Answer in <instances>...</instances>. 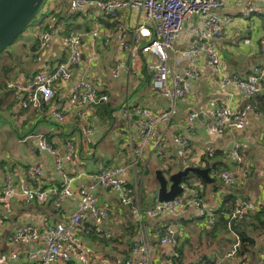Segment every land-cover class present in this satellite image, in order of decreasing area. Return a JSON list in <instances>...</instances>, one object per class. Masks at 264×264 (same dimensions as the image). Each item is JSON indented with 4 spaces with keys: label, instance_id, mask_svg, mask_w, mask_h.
I'll use <instances>...</instances> for the list:
<instances>
[{
    "label": "crops",
    "instance_id": "1",
    "mask_svg": "<svg viewBox=\"0 0 264 264\" xmlns=\"http://www.w3.org/2000/svg\"><path fill=\"white\" fill-rule=\"evenodd\" d=\"M49 1L50 11L55 10L58 15H63L62 13L69 10L67 0ZM224 1V6L217 9V12L232 16L234 21L226 27L219 42L221 47L220 61L223 69L227 72H236L242 76H247L264 56V51L261 50L259 44L260 37L264 36L263 1ZM249 1L253 2L256 9L244 19V8ZM93 13L92 10L84 11L90 21L88 29L79 28L75 30L81 34L82 54L80 62L75 67L74 75L70 80L55 85L53 98L42 105L39 104L33 115H30L32 112L30 109L20 112L22 108H20L17 100L11 110H0V175L9 170L14 181H24L29 184L39 182L43 187L50 190L58 185V176L54 171V157L52 154L38 149V135L45 137L61 152L65 150L67 140L76 143V154L72 160L65 162L66 168L70 170L82 169L95 172L101 167L128 160L129 151L125 145V149H116L109 158H105L106 162L99 161L98 166L95 167L99 159H104L101 154L103 148L98 150L97 147L103 140L104 133H108L112 123H115L114 111L116 109L112 112L113 118H109L105 111L97 112L102 108L87 115L88 120L94 123V132L89 143L85 142L82 137L84 123L82 120L80 125V118L77 115L79 107H75L66 113L64 123H57L51 117V109L63 102L65 95L71 91L80 78L84 77L91 80L99 91L108 93L109 104L119 106L116 111L117 118L123 124L122 131L126 137V142L127 128L129 130H135V128L127 125L122 117L121 107L124 103L147 105L153 109H162L167 105V100L160 97L154 90H151L148 95L155 97V100L147 102L143 96L141 83L146 80L147 74L149 75L148 83H151L150 74L146 68L142 67L139 75L133 77H128L125 74L113 77L110 74L109 66L115 58L117 46L112 25L109 26L108 24V22L113 21L109 17L100 14L96 16ZM141 15H143L142 12L133 7L121 9L118 13L117 19L124 21L127 25L126 38L131 37L132 27L136 21L141 20ZM47 16L45 15L42 22L37 25L38 29L32 31L33 36L34 33L38 36L44 29L48 20ZM61 17L64 19V16ZM190 28L191 24L186 25L183 32L175 40V51L169 53L171 65L177 72L182 71L185 65V60L180 59L177 51L187 48L194 39ZM63 33L60 32L59 35L53 37L45 47H41L38 43L35 50L32 46L34 38L31 36V40H25L22 43L25 55L17 56L21 62L15 67L14 76L10 78L24 80L38 70H51L59 60L66 56V49L61 42V34ZM106 36H110L107 42ZM223 49H225V53ZM121 52L123 57L128 55L126 51ZM223 59H226L228 63ZM199 65L204 76L218 79V75L207 65L205 56L200 57ZM199 80L191 81L190 89L186 96L180 100L178 107L176 106V113L172 120L169 123L157 125L158 131L163 134V153L168 161V167L173 160H181L184 159L183 157L194 159L198 163L207 149L213 148L222 151V149L233 146L236 141H240L244 161L249 164L252 171L239 173L238 180L234 184L224 182L217 172L215 183L212 184L211 182L202 187L203 201L213 213L220 207L227 194L234 198V202L241 199L264 202V174L261 172L264 166V116L250 114L249 122L244 127H229L221 134H210L206 129L210 111L216 105L227 101V95L225 91L212 85L209 81ZM199 82H203V84ZM205 86H207L206 89H204ZM243 102L244 99L241 94L235 92L231 99L232 105L240 107ZM190 109L197 110L200 117L197 116L193 127L188 129L185 124V115ZM175 134L185 136L189 140L190 147L186 156L179 152L178 145L173 141ZM151 150V147L146 148L147 155L143 160L144 162H141L135 169L136 175L141 179L142 205H144V191L149 193L147 199L150 203L157 198V187L143 183L145 174L149 173L155 178V170L161 168L160 159ZM193 150L194 152L191 154ZM219 157L225 164H228L227 169L236 165L231 156L221 152ZM30 163H40L42 166L43 172L38 180H33L26 174L25 169ZM129 179L131 182L133 175H130ZM90 181L91 178L87 177L79 180L78 183H89ZM98 195L99 202L109 209V221L106 226L108 234L103 235L92 230L87 231L86 229L89 228L91 222L88 221V218L84 219L76 232L77 246L70 261L58 260L56 264H115V258L118 255L122 256V253L128 249L125 240L131 231L134 230L133 240L136 238L139 225L134 211L127 205L120 203L118 195L113 191L98 189ZM47 196L49 197L42 202L27 201L15 197L11 201V211L4 212L0 216V264H34L35 258H32L29 253L38 247V243L34 240L13 242L11 234L15 227L21 224L41 225L45 220L50 222L64 220L77 204V195L67 198L60 205L53 202L52 190ZM144 223L148 230L150 242L154 243V264H169V261L166 260L169 258L163 257L161 249L168 250L170 245L158 243L159 229L167 224L173 225L180 240H184L183 252L186 259L193 260L202 255L206 256L202 264H211L215 259L222 257L234 238V233L230 234L228 239H225L227 234L222 232L218 236L207 235L204 231L207 227L204 218L198 216L193 208H186L175 214H167L157 218H146ZM262 229L261 227L254 229V226L251 229L255 238L253 248L255 252L252 250V253L243 255L236 253L227 255L219 264H249L256 257L259 260L257 262L255 260V264H263L264 257L261 256V251L264 248V229ZM12 252L17 253L16 260L12 259Z\"/></svg>",
    "mask_w": 264,
    "mask_h": 264
},
{
    "label": "built area",
    "instance_id": "2",
    "mask_svg": "<svg viewBox=\"0 0 264 264\" xmlns=\"http://www.w3.org/2000/svg\"><path fill=\"white\" fill-rule=\"evenodd\" d=\"M70 11L92 10L97 14L109 17L113 21L112 31L117 46L115 58L109 66L113 77L125 74L128 77L138 76L142 67L150 74L153 90L167 100L162 109H153L147 105L124 103L121 107L123 119L127 125L126 147L129 151L127 161L101 167L95 172L82 169H67L65 162L72 160L77 152L76 143L72 140L65 142V150L59 151L42 135H38L37 147L54 157V171L58 176V185L53 187V202L60 205L67 198L77 195L76 207L64 220L54 222L43 221L41 225L21 224L13 230V242L34 240L38 243L35 250L29 255L35 258L34 264H56L60 261H70L77 246L76 232L84 219L88 218L91 225L86 230L107 235L109 209L99 202L98 189L113 191L118 195L120 203L127 205L135 213L139 232L133 240L126 257L118 255L115 264H154L153 247L144 219L157 218L167 214H175L186 208H193L198 216L204 218L208 226L214 222L213 211L204 203L200 188L183 185V190L169 200L157 198L147 207L141 201V179L135 173L136 167L144 162L146 148L160 159V167L168 170V161L164 157L163 134L158 131L157 125L169 123L176 113V101L186 96L192 80L205 79L212 85L225 91L227 101H224L210 111V118L206 122V129L210 134H221L229 127L242 128L249 122V115L264 116V107L252 102L250 98L264 92V56L253 67L247 76L239 73H229L223 69L221 47L219 42L225 29L231 25L234 18L227 14H220L217 9L224 6V0H67ZM262 10L264 12V0ZM50 4V1L47 0ZM133 7L142 12L141 20L132 27L131 37H125L127 25L117 19L121 9ZM256 6L249 1L244 8V19L249 17ZM92 13V12H91ZM46 26L39 33V45L47 46L53 37L60 34L64 19L55 10L48 14ZM191 24V34L194 36L191 44L177 53L180 59L185 60L182 71L177 72L171 65L169 53L175 51V40L183 32L186 25ZM110 36H106V42ZM81 34L70 30L61 34V42L66 49L65 58L59 60L51 70H38L27 79H7L8 88L14 91L20 108L30 104L38 106L40 101H50L56 84L70 80L76 65L81 60ZM260 48L264 51V36L259 39ZM121 51L128 52L126 57ZM205 56L207 65L218 75L215 80L206 77L199 65L201 56ZM235 92L241 94L244 102L240 107H234L231 99ZM64 97L63 102L51 109V117L57 123H64L65 115L71 109L79 107L78 117L84 123L82 137L85 142H91L94 132V123L87 115L102 108L109 100L106 92H101L87 78H80L75 86ZM198 111L190 109L185 115L186 128L191 129L197 119ZM179 152L186 156L189 152V140L180 134L173 136ZM223 154L231 156L236 165L230 169L219 171L220 177L227 184H234L239 173H250L252 168L245 163L241 152V143L230 148L222 149ZM212 155L213 148L207 149ZM26 174L33 180H38L42 174L40 163H30ZM264 174V166L261 169ZM165 174V173H164ZM133 175L130 182L129 176ZM166 175V174H165ZM167 176V175H166ZM90 177L89 183H78L79 180ZM39 182L29 184L24 181H14L9 170L0 175V216L11 211V201L15 197L27 201L42 202L51 191ZM264 206L263 201L237 200L229 214V220L239 221L246 213L245 225L234 230V238L222 257L215 259L213 264H219L227 255L235 253L236 246L244 231L258 223L257 212ZM159 244H169L168 250H162L163 257L170 258L178 255V232L173 225L164 226V232L159 236ZM12 259H17V253L12 252ZM264 257V248L261 251ZM16 264V263H14ZM209 264V263H206ZM212 264V263H211Z\"/></svg>",
    "mask_w": 264,
    "mask_h": 264
},
{
    "label": "trees",
    "instance_id": "3",
    "mask_svg": "<svg viewBox=\"0 0 264 264\" xmlns=\"http://www.w3.org/2000/svg\"><path fill=\"white\" fill-rule=\"evenodd\" d=\"M63 15L59 14L60 16H64V24L62 26L61 32L65 33L70 30H77L79 28L83 29H88L90 27V21L88 20L86 14L82 11H65L62 13ZM45 17V16H44ZM109 26L113 25V22H108ZM37 34L34 36V41H33V50L36 49L38 45V38ZM3 51V50H2ZM0 51V53L2 52ZM20 59L15 57L13 54H8L4 57H0V110H11L13 105L16 103V97L14 94V91L8 88L6 79L13 77L15 74V67L19 64ZM149 80V75L147 74L146 80H144L141 85H144L148 83ZM54 94L52 95L51 99L53 98ZM50 99V100H51ZM250 100L252 102H255L259 104L260 106L264 107V92L261 91L255 95H253ZM44 102L40 101L39 104L42 105ZM37 106L29 105L26 108H22L20 112L26 111L30 109L32 112L30 115H33L35 109ZM115 109H119V106H114L112 104H109L108 101L103 105L102 109L98 110L97 112L101 113L102 111H105L106 115L109 118H113L112 112ZM194 152L191 151V154ZM221 154V151L219 150H214V153L212 155H209L207 152L201 156V160L196 163L192 161V159H188L186 157H183L184 159L181 160H173L167 171H174L180 168H183L186 165H197L200 167H205L209 166L211 174L217 178V172L226 170L228 168V164H225L221 157L219 155ZM223 154V153H222ZM184 185H188L191 187H197L200 188L201 193H202V187L207 185L208 182L202 178L200 175L193 171H189L186 175L182 177V180ZM215 182L213 181L212 184ZM146 194V195H145ZM149 196V193L144 191V196H143V207L149 206L151 203L147 199ZM234 204V198L230 195L227 194L225 196V199L223 200L222 204L220 207L216 210H214V222L212 225L205 227L204 231L207 233V235L211 236H218L221 234H227L225 239H228L230 237V234L234 232L237 228H242L245 225V219H246V213L242 215V217L239 219V221H234V220H229V214L232 210ZM257 215L259 217V221L256 225H254V229L261 227L264 229V206L257 212ZM253 228V227H252ZM251 228V229H252ZM251 229H248L247 231H244L239 239V244L236 246L235 253L238 255H243L247 253H252V250H254V245H255V238L253 237V234L251 233ZM262 229V230H263ZM164 232V227H161L159 229L158 235L160 236ZM133 233L134 230L131 231V233L128 235L126 238L125 242L128 246V249H126L122 253V257H126L129 254L130 247L133 242ZM179 237V235H178ZM184 240H180L179 237V243L177 246V251L178 255L176 256H171L169 259H166L169 261V264H202L204 261L203 259L206 258V256H201L197 259L193 260H187L184 252H183V242ZM255 252V250H254ZM252 255V254H251ZM256 262L259 260L258 257L255 258ZM255 260L252 262H249V264H255ZM254 262V263H253ZM213 264V263H212ZM264 264V263H263Z\"/></svg>",
    "mask_w": 264,
    "mask_h": 264
},
{
    "label": "water",
    "instance_id": "4",
    "mask_svg": "<svg viewBox=\"0 0 264 264\" xmlns=\"http://www.w3.org/2000/svg\"><path fill=\"white\" fill-rule=\"evenodd\" d=\"M45 0H0V51L22 32V30L35 18ZM225 53V49H223ZM200 117V113L198 114ZM193 171L204 178L208 183L215 180L210 174V167L186 165L166 176L161 168L155 170L158 183L157 199L169 200L183 190L182 177Z\"/></svg>",
    "mask_w": 264,
    "mask_h": 264
},
{
    "label": "rangeland",
    "instance_id": "5",
    "mask_svg": "<svg viewBox=\"0 0 264 264\" xmlns=\"http://www.w3.org/2000/svg\"><path fill=\"white\" fill-rule=\"evenodd\" d=\"M50 10H51L50 4L47 2V0H45L43 5L41 6L39 12L35 16V18L22 30L21 33H19V35L7 46V48H5L0 53V57H4L6 55L5 53L13 54L15 57H17V56L22 57L23 55H25L23 53L25 51V49H24L22 43L25 40H31V38H30L31 36L34 38L35 33L33 36L32 31L34 29H35V31L38 29L37 25H39L42 22V20L44 19V16L47 15L50 12ZM223 61L228 63V61L226 59H223ZM199 81H203V80L200 79ZM199 83L203 84V82H199ZM206 87L207 86H205L204 89H206ZM151 90L153 91L151 83H146L143 85L142 94L145 97L147 102H149L150 100L151 101L155 100V97L148 95ZM180 100L181 99H178L176 101L177 107H178V104H180ZM117 110L118 109H116L114 111V116H115L114 118L116 119L115 123H112V126L110 127L108 133H104V131H103V133H104L103 140L99 143V145L97 147L98 150L103 148V152L101 154L103 155L104 159L103 158L99 159L96 162L95 167L98 166L99 161L100 162H103V161L106 162L105 158H109L114 153V151L116 149H119V150L123 149V148L125 149L126 137L122 131V129H123L122 125L123 124L121 123V120L119 118H117V112H116ZM80 125H81V120H80ZM24 126L26 127L27 125H24ZM192 161L197 163V161L194 159H192ZM164 173L168 176L171 172L165 170ZM145 175L146 176H145V179L143 180V183L148 184V185H152L153 187L156 188L158 183H157L156 179L154 178V176L149 174V173H147ZM181 183L183 184L182 181H181Z\"/></svg>",
    "mask_w": 264,
    "mask_h": 264
}]
</instances>
